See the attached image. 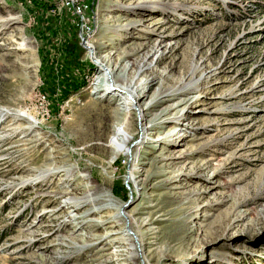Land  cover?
I'll return each instance as SVG.
<instances>
[{
  "label": "rangeland",
  "instance_id": "rangeland-1",
  "mask_svg": "<svg viewBox=\"0 0 264 264\" xmlns=\"http://www.w3.org/2000/svg\"><path fill=\"white\" fill-rule=\"evenodd\" d=\"M80 2L0 0V264H264V0Z\"/></svg>",
  "mask_w": 264,
  "mask_h": 264
},
{
  "label": "bare ground",
  "instance_id": "bare-ground-1",
  "mask_svg": "<svg viewBox=\"0 0 264 264\" xmlns=\"http://www.w3.org/2000/svg\"><path fill=\"white\" fill-rule=\"evenodd\" d=\"M63 6L70 8V5L67 0H63ZM91 58L92 60H94L97 69L101 73V77H99V81L97 84L100 85L102 91H105L108 95H111V97L113 98H119L120 105H122V107L124 106L127 110L134 111L130 114H134L137 119L139 118V121H142L145 109L138 105V98L135 89H132L126 84H123L124 80H121V78H115L113 70L110 69V67L107 66L106 63H104V60H102L101 58L100 60H98L99 58L95 55V53H91ZM123 129H121V135L123 136L124 141L126 140V134Z\"/></svg>",
  "mask_w": 264,
  "mask_h": 264
},
{
  "label": "built area",
  "instance_id": "built-area-1",
  "mask_svg": "<svg viewBox=\"0 0 264 264\" xmlns=\"http://www.w3.org/2000/svg\"><path fill=\"white\" fill-rule=\"evenodd\" d=\"M67 2L69 3L70 10H72V13L75 15V17L82 19V14L85 7L81 5L80 0H67Z\"/></svg>",
  "mask_w": 264,
  "mask_h": 264
},
{
  "label": "water",
  "instance_id": "water-1",
  "mask_svg": "<svg viewBox=\"0 0 264 264\" xmlns=\"http://www.w3.org/2000/svg\"><path fill=\"white\" fill-rule=\"evenodd\" d=\"M129 154V153H128Z\"/></svg>",
  "mask_w": 264,
  "mask_h": 264
}]
</instances>
